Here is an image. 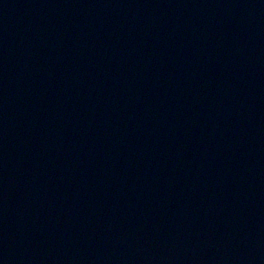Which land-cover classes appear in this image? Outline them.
I'll list each match as a JSON object with an SVG mask.
<instances>
[{
	"label": "water",
	"instance_id": "95a60500",
	"mask_svg": "<svg viewBox=\"0 0 264 264\" xmlns=\"http://www.w3.org/2000/svg\"><path fill=\"white\" fill-rule=\"evenodd\" d=\"M0 264H264V0H0Z\"/></svg>",
	"mask_w": 264,
	"mask_h": 264
}]
</instances>
